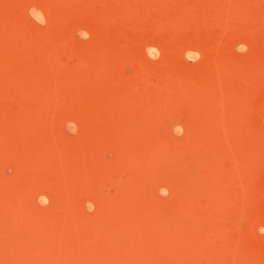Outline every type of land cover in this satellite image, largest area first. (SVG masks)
<instances>
[{
    "label": "rangeland",
    "instance_id": "rangeland-1",
    "mask_svg": "<svg viewBox=\"0 0 264 264\" xmlns=\"http://www.w3.org/2000/svg\"><path fill=\"white\" fill-rule=\"evenodd\" d=\"M0 264H264V0H0Z\"/></svg>",
    "mask_w": 264,
    "mask_h": 264
},
{
    "label": "clouds",
    "instance_id": "clouds-1",
    "mask_svg": "<svg viewBox=\"0 0 264 264\" xmlns=\"http://www.w3.org/2000/svg\"><path fill=\"white\" fill-rule=\"evenodd\" d=\"M238 51H241V52L246 51V46H240L238 48Z\"/></svg>",
    "mask_w": 264,
    "mask_h": 264
}]
</instances>
